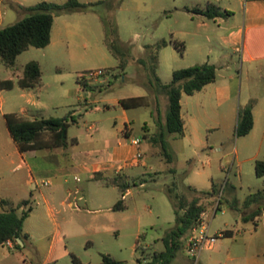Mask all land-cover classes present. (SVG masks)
Segmentation results:
<instances>
[{
    "label": "rangeland",
    "instance_id": "374dc122",
    "mask_svg": "<svg viewBox=\"0 0 264 264\" xmlns=\"http://www.w3.org/2000/svg\"><path fill=\"white\" fill-rule=\"evenodd\" d=\"M67 1L0 0V28L26 18L30 15L29 8L39 3ZM112 1L113 6L121 2L120 6L105 5L96 11L56 15L51 46L31 47L18 57L14 69L6 68L0 61V81L12 80L17 88L26 65L32 61L40 64L43 88L41 91L37 88L34 94L40 97L41 106L30 107L40 113L38 118H64L73 113L77 123L71 125L69 138L98 139L100 134L89 131V126L110 131L125 128L122 121L114 127L121 111H111L109 105L118 99L146 97L150 108L133 109L130 113L135 121L133 127L136 134L142 135L148 123L155 134L158 114L150 80L158 78L169 84L177 70L216 61L217 80L193 96L184 95L185 136L169 138L173 164H168L161 149L147 140L150 147L142 155L149 167L137 169L134 177L127 180L132 194L124 202L128 205L124 211L110 210L126 193L110 179L89 181L80 176L82 181L77 182L73 174L64 178L51 174L44 178L51 182L50 186H38L29 184L10 168V173L0 180V196L15 202L30 200L33 210L24 225L29 238L24 245L19 243L20 248L14 244L13 248L0 246V264H75L74 256L83 264H101L103 255L123 264H150L156 254L165 250L163 239L176 226L175 207L168 190L174 188L192 200L199 194L189 188L194 185L208 188L212 179L220 185V194L205 203L210 209L220 206L216 213L209 211L210 236L218 237L216 249L205 248L198 259L192 258L187 254V237L172 264H232L227 259L228 251L245 256L246 247H253L254 243H244L250 237L242 222L247 210L244 203L251 194L264 188V178H258L255 170L256 161L264 160V69L257 62H243V53L225 42L230 29L242 23V3L238 0ZM211 4L227 8L229 15L223 20L208 21L195 13ZM162 41L169 45L159 51L155 67L147 48ZM111 43L129 50L125 68L120 67V59L112 53ZM141 60L147 61V65ZM97 70L106 72L109 83L94 87L81 84L82 74ZM220 87L229 88L230 100L219 94ZM16 94L14 91L10 96ZM160 99L165 121L168 98L161 95ZM251 101L257 103L256 127L248 136L238 137L239 112ZM5 130L6 123L0 116V159L3 150L12 158L16 152L15 147L7 144ZM45 154L64 159L66 151L56 149ZM31 163L34 167L38 164L34 159ZM118 183L124 185L123 179ZM142 184L145 186L141 187ZM60 186L62 192L57 191ZM77 189L80 194L70 196V191ZM75 197L84 199L78 202ZM5 202L1 205L3 212L17 206ZM70 203H76L80 209L71 208ZM246 229L255 234L253 223ZM223 230L234 231V238L226 237ZM258 238L261 242L260 235Z\"/></svg>",
    "mask_w": 264,
    "mask_h": 264
},
{
    "label": "trees",
    "instance_id": "16d2710c",
    "mask_svg": "<svg viewBox=\"0 0 264 264\" xmlns=\"http://www.w3.org/2000/svg\"><path fill=\"white\" fill-rule=\"evenodd\" d=\"M121 2L113 6V1H100L97 3H82L79 0H68L64 4L42 2L29 8L30 15L6 28H0V61L6 68L14 69L20 55L27 52L31 47L45 49L51 44L52 31L55 23V16L65 13L96 11L99 7L109 5L117 8ZM196 14L202 15L210 20L229 15L228 11L211 4L206 10H195ZM169 43L162 41L155 47L147 48V55L152 59L154 66H157L159 51L167 47ZM176 48L178 47L175 44ZM254 55L264 54V42L255 41L252 45ZM180 51L184 50L181 47ZM110 49L114 56L120 59V67H126V58L129 50L124 49L116 43L110 44ZM248 58L247 53L245 54ZM146 66L147 61L141 60ZM154 67V68H155ZM42 70L38 62L28 63L24 73L19 80V86L23 89H32L42 83ZM217 80V67L212 64L194 66L188 69L177 70L173 73V80L169 84L162 83L158 78L149 81L151 91L157 98L156 109L158 114V132L145 139L151 141V145L159 147L162 155L168 164H173L174 156L170 152L169 138L171 136L182 138L185 136V120L183 118V95L193 96L202 91L208 85ZM14 88L12 80L0 82L1 90H11ZM165 95L169 101L168 112L165 122L162 119L161 103L159 97ZM120 105L125 110L149 107L148 98H125L120 101ZM256 101H251L239 112L237 136L246 137L254 129V109ZM5 119L11 136L17 144L21 153L28 151H53L55 149H67L76 144V139L69 140V129L71 125L77 123V117L70 113L64 118H40L26 119L17 114H7ZM256 176L264 178V160L256 161ZM123 186L122 190L126 191ZM189 189L198 193L192 200L185 194H180L176 189L168 190V194L175 207V228L171 230L163 239L165 250L156 254L150 264H172L179 252L183 250L184 240L189 237L192 230L201 222V216L210 209V205L205 201H212L220 194V185L213 182L210 190L199 191L196 188ZM6 203L2 201V204ZM248 208L259 205L260 209L264 205V188L251 194L245 201ZM127 209L124 201H119L114 206V211H124ZM220 206L217 207V210ZM33 208L29 200L21 202L9 211L0 212V246L12 242L16 248H20L18 239L23 242L29 237L24 232V225L30 216ZM21 211V212H20ZM258 215V214H256ZM139 262V261H138ZM75 264L81 263L74 256ZM101 264H123L110 255H103ZM139 264H142L139 262Z\"/></svg>",
    "mask_w": 264,
    "mask_h": 264
},
{
    "label": "crops",
    "instance_id": "0c3cea01",
    "mask_svg": "<svg viewBox=\"0 0 264 264\" xmlns=\"http://www.w3.org/2000/svg\"><path fill=\"white\" fill-rule=\"evenodd\" d=\"M238 1L242 3V7L244 9L243 20L242 23L237 24L236 26L230 29L225 42L227 44H230L231 46L236 47L237 51H241L243 53V62L246 63L257 62L260 64L261 70L263 71L264 54L255 56L252 51L253 50L252 45L256 40L259 41L260 43L264 42V0H238ZM219 7L222 8L223 12L228 10L225 7L222 6ZM200 16L203 17L204 19H207L208 21H212L202 15ZM217 19L223 20L224 17H219ZM217 19H214L213 21ZM53 40H54V27L52 31L51 44L49 46L52 45ZM246 53L248 55L247 59L245 56ZM223 57L226 58L227 56L225 55ZM217 64H218L217 61L212 63V65H215L216 67ZM233 80L234 77H231V81ZM209 86L211 85H208L207 87ZM207 87H205L204 89H206ZM37 88H39V90L41 91L43 87L40 84L36 88L23 89L20 86L17 88V86L14 84V88L11 90L0 89V116L3 118V121L6 123V130H5V137L7 138L6 142L8 145L13 146L16 149V152L14 153V158H12L11 155L7 154L6 150H3V152H1L0 180L5 178L7 176V173H10V168L12 167L16 172L20 173L19 176L21 178L27 179L29 184L35 183L38 186H45L44 183L47 181H44L45 180L44 178L45 176L51 174L60 178H64L68 175L73 174L74 181H77L76 178H80L81 180L80 176H83L89 181L92 180L101 181L103 179H110L112 180L111 182L113 184L118 185L119 189H122L123 186L127 188L126 193L122 195V201L126 202L127 196L132 194V189L129 183L127 182V180H130L134 177L133 174L137 169L141 167L148 168L149 166L147 159L144 163H141L139 166L126 167L124 166V162L129 159L135 158L138 153L142 154L144 151L149 150L150 144L145 139L144 135L145 133L150 135L154 134L152 128H149L150 125L148 123L145 124L143 130L146 127L147 129H145L142 135L136 134L133 127L135 121L130 114L132 110H125L124 108H122L120 105V101L122 99H118L114 101L111 105H109L108 108L111 111H121V115L114 121V127L117 128L119 126V122L122 121L123 125H125L124 129H118L117 131H110L107 129H101L96 125H91L89 126V131L98 132L100 134L99 138L95 139L93 136H90L86 141H83L79 137L72 139L69 138L70 141L76 139L77 142L74 146H70L69 148L65 149L66 155L64 156V159L58 157L56 154H45V152H49V153L51 152L48 150L28 151L26 153H21L19 151L17 144L15 143V141L11 136V133L9 131L5 119V115L17 114L26 119H30V120L37 119L40 113L34 112L33 110L30 109V107L40 108L41 106L40 97L35 96L34 94V91ZM14 91H17V94L15 96H10V93ZM217 91L219 92L220 95L224 96L226 100L231 99V92L228 87L217 88ZM159 100L162 106V101L160 97ZM155 101L157 102L156 96H155ZM168 104H169L168 100H166L165 105L167 106L166 108L167 112H168ZM182 105H183V99H182ZM5 108L7 109L5 110ZM148 108H150V106ZM256 108H257V103L253 112L254 121H255L254 129L256 127ZM254 129L252 130V132L254 131ZM135 137H139L142 139V143L139 146H134L131 144V139ZM96 144H100L102 145V147H95ZM33 159L36 160V162H38V164L35 167L32 165L33 163H31V160ZM152 170L153 169L151 168L150 171ZM146 174H149V172L146 171ZM120 178L123 179L124 185L118 183V180ZM124 179H126V182ZM81 181H77V182H81ZM67 182L68 181L65 180L64 184H67ZM213 182L218 184L214 179H212V184ZM212 184L208 188H204V187L200 188L195 185L192 187L196 188L199 191H204V190L207 191L212 188ZM144 186H145L144 184L141 185V187ZM62 190H63L62 186L58 187L57 189V191L59 192H62ZM80 192L81 191L77 189L75 192L70 191L69 194L70 196H72L73 194L75 196H78ZM75 199L79 202L82 201L84 198L75 197ZM3 200L4 201L6 200L9 203L17 206L21 202L26 201L23 200V201L15 202L10 199H4L3 197L0 196V211L2 210L1 205ZM71 204L73 203H70V205ZM126 206L128 208V205ZM217 207H215L214 209H208V211L204 213L205 223L209 226V228H210L209 211L213 210L216 213ZM110 210L114 211V207ZM114 212H120V211H114ZM245 213H244V217L242 218V222H243L244 230H246L245 232H247V234L250 233V237H246L244 243L245 245H247V243L249 242H251L250 244L254 243L253 247H249V246L246 247L247 251L245 256H239L232 250L228 251L227 259L232 264H264V205H262L261 209L259 205L250 206L247 208ZM249 223L254 224L255 234H253L252 230L246 229ZM223 232H226V237L228 238H234L235 236L234 231L223 230ZM259 235L262 239L261 242L258 238ZM5 245H8L9 247L13 248V243L12 245H9L7 243ZM215 249L216 246L213 248V250ZM217 254L220 256L221 255L220 251H217Z\"/></svg>",
    "mask_w": 264,
    "mask_h": 264
},
{
    "label": "built area",
    "instance_id": "2783aa9c",
    "mask_svg": "<svg viewBox=\"0 0 264 264\" xmlns=\"http://www.w3.org/2000/svg\"><path fill=\"white\" fill-rule=\"evenodd\" d=\"M106 72L104 70L89 71L80 76V82L84 86H98L105 85L109 83V80L106 78ZM142 143V139L135 137L131 139V144L134 146H139ZM146 158L138 153L135 158L129 159L124 162V166H139L141 163H144ZM77 181H81L80 178H76ZM45 186L50 185V182H45ZM71 208L79 209L76 203L70 205ZM218 241V237L210 236V228L205 223V214L201 216L200 224L192 230L191 235L188 237L187 241V254L188 256L198 259L200 253L205 248H213ZM7 244L12 245V242Z\"/></svg>",
    "mask_w": 264,
    "mask_h": 264
},
{
    "label": "water",
    "instance_id": "95a60500",
    "mask_svg": "<svg viewBox=\"0 0 264 264\" xmlns=\"http://www.w3.org/2000/svg\"><path fill=\"white\" fill-rule=\"evenodd\" d=\"M18 242L24 245V242L21 239H18Z\"/></svg>",
    "mask_w": 264,
    "mask_h": 264
}]
</instances>
